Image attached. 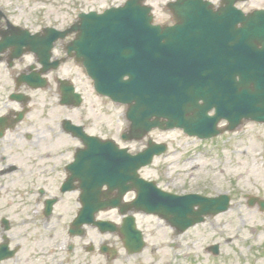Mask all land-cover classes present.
I'll return each mask as SVG.
<instances>
[{"label": "flooded vegetation", "instance_id": "af4514ba", "mask_svg": "<svg viewBox=\"0 0 264 264\" xmlns=\"http://www.w3.org/2000/svg\"><path fill=\"white\" fill-rule=\"evenodd\" d=\"M128 1L0 0V44H5V48L0 47V249L8 244L10 254V258L0 264H189L193 254L204 261H218L224 244H231L233 239L224 238L221 228L225 223L217 218L230 213L233 207L236 213H241L243 206L264 218L263 195H243V205L241 202L234 204V196L230 193L231 206L227 212L207 217L203 223L183 231L160 217L134 211L131 204L136 199L135 192L127 193L119 201V209L109 208L118 201V192L108 193L107 188H103L97 196L88 180L72 171L77 153L86 150L80 133L84 131L102 138L65 115V111L76 112L83 108L90 96L82 87L88 81L83 68L68 54L71 43L79 41L81 32L76 28L63 39L55 40L48 64L43 58L44 66L31 51L30 43L46 28L70 32L71 27L79 25L81 13L101 14L121 8ZM143 1L153 8L164 5L166 18L159 24H175L174 13L167 9L170 3L173 7L178 0ZM205 1L216 10L226 6L228 1L246 13L264 10V0ZM16 39L27 43L12 46L10 42ZM57 62L59 65L53 67ZM34 75H40L44 82L36 81ZM88 89L96 96L93 86ZM77 95L83 99L79 107ZM48 105L53 111L50 116L57 121L59 129H54L53 134L74 140L72 155L66 163L65 159H60L57 164L58 157H64L63 146L58 143V138L62 137L52 139L51 144L56 146L49 148L50 142L42 135V128L35 120L34 125L30 121L37 107L45 109ZM47 116L44 111L40 118ZM132 144L138 147H124L132 154L146 147L145 143ZM161 184L163 190L172 193L166 188L172 186L171 180H161L158 185L161 187ZM84 198L92 202L90 209L108 207L96 212L94 218L111 223V227L100 230L77 222L84 210ZM83 216L88 218L89 214L83 213ZM130 216L133 222L126 221ZM137 231L142 233L144 240L141 250L136 246ZM252 235H256L255 230ZM200 248L201 253H197L195 250ZM148 251L150 254L145 260ZM172 251L175 254L173 262Z\"/></svg>", "mask_w": 264, "mask_h": 264}, {"label": "water", "instance_id": "95a60500", "mask_svg": "<svg viewBox=\"0 0 264 264\" xmlns=\"http://www.w3.org/2000/svg\"><path fill=\"white\" fill-rule=\"evenodd\" d=\"M132 6L101 16L82 15L87 23L76 26L81 34L75 49L97 92L127 106L130 129L124 140H142L154 129H182L209 139L225 131L218 128L221 121L228 123L226 131L248 121L264 123V12L244 16L227 9L212 15L201 5H187L181 10L182 23L172 28L153 26L150 9ZM47 44L34 38L30 49L48 57ZM0 46L5 48L4 42ZM82 138L90 151L79 156L72 171L81 173L97 196L104 186L110 193L117 190L118 200L136 189L138 207L183 228L228 209L227 197L168 195L140 179L138 171L162 154L164 146L150 144L132 157L113 143ZM83 203V213L90 214L92 202L84 198ZM83 213L77 222L92 223L93 215L85 218Z\"/></svg>", "mask_w": 264, "mask_h": 264}, {"label": "rangeland", "instance_id": "374dc122", "mask_svg": "<svg viewBox=\"0 0 264 264\" xmlns=\"http://www.w3.org/2000/svg\"><path fill=\"white\" fill-rule=\"evenodd\" d=\"M162 7L154 8L158 20L165 18ZM90 86L88 81L82 86L85 93L90 95L86 105L76 112L65 111V115L84 124L93 135L117 140L127 125L124 109L103 98L92 96L88 89ZM50 107H37L30 121L33 123L35 120L42 128V135L47 136L50 142L49 148L56 146L51 144L52 139L62 137L58 138V143L63 146L61 151L64 157H58L59 164L60 159H65V162L68 156L71 157L74 140L62 134H53V131L59 129L57 121L54 122L50 116ZM43 110L48 116L40 118L44 115ZM151 138L156 142L166 143L169 148L163 157L156 159L154 165L143 172V177L157 181L159 169L165 168L164 178L172 182V186L166 188L173 193H232L233 203L241 202L243 205V195L264 196V126L248 124L242 130L203 142L189 138L179 131L155 132L151 134ZM133 147L138 146L135 144ZM161 186L164 187L163 184ZM234 209L233 207L230 213L216 219L225 223L224 228H221L224 238L233 239L231 244H224L222 247V257H225H220L218 261H204L193 254L189 264H264V218H260L255 210L249 211L246 206L241 208V213H236ZM254 230L256 235H252ZM212 239L214 241L215 238ZM195 251L201 253V248ZM149 254L150 251L145 252V260ZM174 255L172 251V262Z\"/></svg>", "mask_w": 264, "mask_h": 264}]
</instances>
